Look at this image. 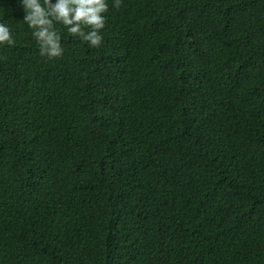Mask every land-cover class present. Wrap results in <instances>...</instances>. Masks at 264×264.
I'll return each instance as SVG.
<instances>
[{"label":"trees","instance_id":"1","mask_svg":"<svg viewBox=\"0 0 264 264\" xmlns=\"http://www.w3.org/2000/svg\"><path fill=\"white\" fill-rule=\"evenodd\" d=\"M107 3L47 58L0 0V264H264V0Z\"/></svg>","mask_w":264,"mask_h":264},{"label":"clouds","instance_id":"2","mask_svg":"<svg viewBox=\"0 0 264 264\" xmlns=\"http://www.w3.org/2000/svg\"><path fill=\"white\" fill-rule=\"evenodd\" d=\"M121 0H112L119 7ZM23 10L22 21L31 29L41 56L60 57L63 54L61 34L55 27L60 24L68 34L77 36L89 46L97 47L102 41L101 30L108 10L107 0H17ZM0 18V46L14 44L10 24ZM87 28V30H85Z\"/></svg>","mask_w":264,"mask_h":264}]
</instances>
